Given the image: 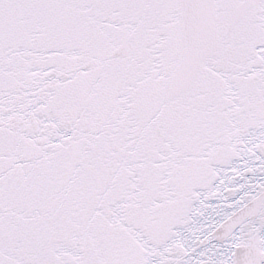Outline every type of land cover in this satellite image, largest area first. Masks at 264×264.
<instances>
[{"label":"snow or ice","instance_id":"1","mask_svg":"<svg viewBox=\"0 0 264 264\" xmlns=\"http://www.w3.org/2000/svg\"><path fill=\"white\" fill-rule=\"evenodd\" d=\"M0 264H264V0H0Z\"/></svg>","mask_w":264,"mask_h":264}]
</instances>
